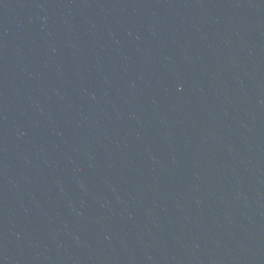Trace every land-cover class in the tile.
Segmentation results:
<instances>
[{
	"label": "water",
	"instance_id": "95a60500",
	"mask_svg": "<svg viewBox=\"0 0 264 264\" xmlns=\"http://www.w3.org/2000/svg\"><path fill=\"white\" fill-rule=\"evenodd\" d=\"M0 264H264V0H0Z\"/></svg>",
	"mask_w": 264,
	"mask_h": 264
}]
</instances>
